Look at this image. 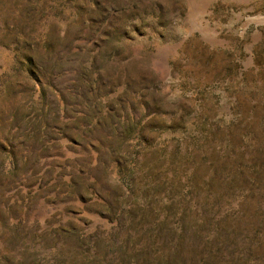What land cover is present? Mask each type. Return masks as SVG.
<instances>
[{
    "label": "rangeland",
    "instance_id": "1",
    "mask_svg": "<svg viewBox=\"0 0 264 264\" xmlns=\"http://www.w3.org/2000/svg\"><path fill=\"white\" fill-rule=\"evenodd\" d=\"M0 264H264V0H0Z\"/></svg>",
    "mask_w": 264,
    "mask_h": 264
}]
</instances>
